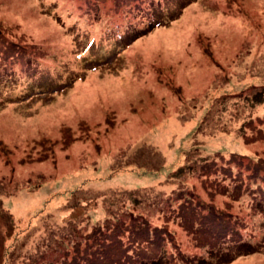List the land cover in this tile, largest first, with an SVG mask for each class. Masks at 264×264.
I'll list each match as a JSON object with an SVG mask.
<instances>
[{"label":"rangeland","instance_id":"1","mask_svg":"<svg viewBox=\"0 0 264 264\" xmlns=\"http://www.w3.org/2000/svg\"><path fill=\"white\" fill-rule=\"evenodd\" d=\"M95 228L264 264V0H0V264Z\"/></svg>","mask_w":264,"mask_h":264},{"label":"trees","instance_id":"2","mask_svg":"<svg viewBox=\"0 0 264 264\" xmlns=\"http://www.w3.org/2000/svg\"><path fill=\"white\" fill-rule=\"evenodd\" d=\"M100 230V228H95L89 236L90 240L85 239V248H82L80 243L75 244L76 252L81 253L82 251L85 254L82 253V255H79L80 257L73 260L70 264H158L161 255L164 256V253L161 252L163 245L161 241L163 240L153 234L145 235L144 232L146 230L134 233L133 237L130 236L131 244H134L136 237H138L153 244L156 250H159H149L148 252L137 250L145 253V259L149 258L147 261H144L145 263H140L139 260L130 257L127 247L123 246L120 234L118 233L116 236L115 233L117 231L103 234L101 232L99 233ZM89 242H91L90 245ZM61 260L64 261V258Z\"/></svg>","mask_w":264,"mask_h":264}]
</instances>
